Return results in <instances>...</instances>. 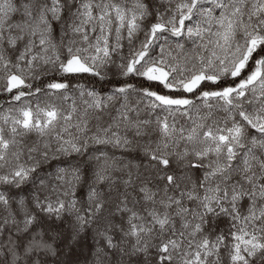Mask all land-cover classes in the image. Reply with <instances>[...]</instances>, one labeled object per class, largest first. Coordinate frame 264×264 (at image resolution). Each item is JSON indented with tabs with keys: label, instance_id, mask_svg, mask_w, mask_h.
<instances>
[{
	"label": "snow or ice",
	"instance_id": "snow-or-ice-1",
	"mask_svg": "<svg viewBox=\"0 0 264 264\" xmlns=\"http://www.w3.org/2000/svg\"><path fill=\"white\" fill-rule=\"evenodd\" d=\"M0 264H264V0H0Z\"/></svg>",
	"mask_w": 264,
	"mask_h": 264
}]
</instances>
